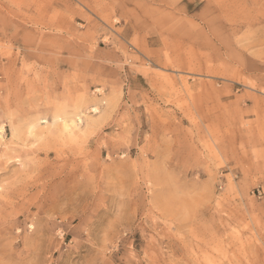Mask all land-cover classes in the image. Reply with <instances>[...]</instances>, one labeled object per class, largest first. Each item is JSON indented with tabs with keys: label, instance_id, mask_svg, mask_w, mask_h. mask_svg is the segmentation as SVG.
<instances>
[{
	"label": "rangeland",
	"instance_id": "374dc122",
	"mask_svg": "<svg viewBox=\"0 0 264 264\" xmlns=\"http://www.w3.org/2000/svg\"><path fill=\"white\" fill-rule=\"evenodd\" d=\"M0 264H264V0H0Z\"/></svg>",
	"mask_w": 264,
	"mask_h": 264
}]
</instances>
